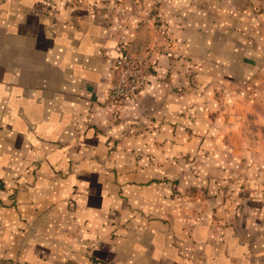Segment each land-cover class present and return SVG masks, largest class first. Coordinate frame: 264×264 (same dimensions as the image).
Masks as SVG:
<instances>
[{
  "label": "crops",
  "instance_id": "obj_1",
  "mask_svg": "<svg viewBox=\"0 0 264 264\" xmlns=\"http://www.w3.org/2000/svg\"><path fill=\"white\" fill-rule=\"evenodd\" d=\"M0 264H264V0H0Z\"/></svg>",
  "mask_w": 264,
  "mask_h": 264
},
{
  "label": "built area",
  "instance_id": "obj_2",
  "mask_svg": "<svg viewBox=\"0 0 264 264\" xmlns=\"http://www.w3.org/2000/svg\"><path fill=\"white\" fill-rule=\"evenodd\" d=\"M47 1L51 3V0ZM165 31V21H156L154 24L156 36L163 39ZM156 50V46L146 47L142 53L120 49L114 60L112 78L106 98V104L112 114H115L121 103L144 88L150 70V56Z\"/></svg>",
  "mask_w": 264,
  "mask_h": 264
},
{
  "label": "rangeland",
  "instance_id": "obj_3",
  "mask_svg": "<svg viewBox=\"0 0 264 264\" xmlns=\"http://www.w3.org/2000/svg\"><path fill=\"white\" fill-rule=\"evenodd\" d=\"M186 160L192 162V155H190Z\"/></svg>",
  "mask_w": 264,
  "mask_h": 264
}]
</instances>
